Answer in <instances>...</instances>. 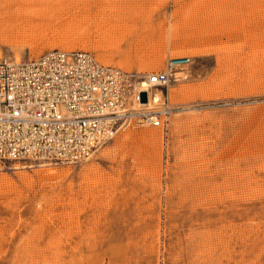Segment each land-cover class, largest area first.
<instances>
[{"label": "rangeland", "instance_id": "obj_1", "mask_svg": "<svg viewBox=\"0 0 264 264\" xmlns=\"http://www.w3.org/2000/svg\"><path fill=\"white\" fill-rule=\"evenodd\" d=\"M3 2L0 58L162 73L177 39L190 62L156 92L166 126L77 166L0 163V264H264V0Z\"/></svg>", "mask_w": 264, "mask_h": 264}, {"label": "built area", "instance_id": "obj_2", "mask_svg": "<svg viewBox=\"0 0 264 264\" xmlns=\"http://www.w3.org/2000/svg\"><path fill=\"white\" fill-rule=\"evenodd\" d=\"M189 62L144 74L103 65L83 51L0 58V163L77 166L122 130L166 126L172 109L156 92L178 82Z\"/></svg>", "mask_w": 264, "mask_h": 264}, {"label": "bare ground", "instance_id": "obj_3", "mask_svg": "<svg viewBox=\"0 0 264 264\" xmlns=\"http://www.w3.org/2000/svg\"><path fill=\"white\" fill-rule=\"evenodd\" d=\"M3 1V0H2ZM5 2V0H4ZM3 2V3H4ZM2 3V4H3ZM6 3V2H5ZM5 5L2 7V11L0 13V31L2 29V27L4 26L5 22H6V12L4 11ZM7 8V7H6ZM9 8V7H8ZM171 56H172V61H176V60H181L182 59V54H183V50L185 49V45L184 43H180L177 39H174V41H172L171 43ZM66 49V48H65ZM71 50V49H69ZM67 51V50H66ZM69 52V51H68ZM162 60V59H161ZM156 61V60H155ZM163 62V61H162ZM154 63V62H153ZM159 63V62H158ZM161 65V64H158ZM157 66V65H154ZM153 66V67H154ZM151 68V67H150ZM183 75V74H182ZM156 97H159L158 95ZM151 135V134H150Z\"/></svg>", "mask_w": 264, "mask_h": 264}]
</instances>
